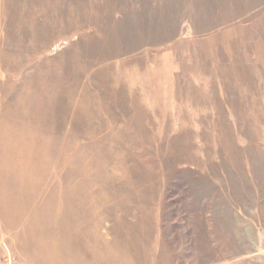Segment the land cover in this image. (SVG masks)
Instances as JSON below:
<instances>
[{
	"label": "bare ground",
	"instance_id": "bare-ground-1",
	"mask_svg": "<svg viewBox=\"0 0 264 264\" xmlns=\"http://www.w3.org/2000/svg\"><path fill=\"white\" fill-rule=\"evenodd\" d=\"M117 1L0 0V220L24 225L39 264H164L155 218L165 179L180 165L205 164L185 147V128L174 139L155 133L158 117L115 80L117 65H140L133 58L141 49L121 45ZM236 3V15H246ZM72 33L63 53L47 54L56 37ZM243 60L247 52L219 55L226 99L212 100L242 131L260 122ZM188 100L199 106L193 93ZM229 141L237 165L241 154H261L254 141L243 152Z\"/></svg>",
	"mask_w": 264,
	"mask_h": 264
},
{
	"label": "rangeland",
	"instance_id": "rangeland-1",
	"mask_svg": "<svg viewBox=\"0 0 264 264\" xmlns=\"http://www.w3.org/2000/svg\"><path fill=\"white\" fill-rule=\"evenodd\" d=\"M117 2L122 9L115 15L121 24V45L141 49L133 58L140 65L127 72L117 65L115 80L133 88L141 108L150 117H158L155 133L164 131L174 139L185 128V147L191 145L190 154L205 163L201 168L180 165L165 179L155 218L157 250L164 264H264V0ZM236 2L246 8V15H236ZM75 39L74 33L56 37L47 54L63 53ZM246 52L243 79L252 87L249 100L258 104L260 122L242 131L231 110L221 104L222 118L212 100L222 103L226 99L217 68L219 55ZM156 54L154 64L150 60ZM177 76L182 77L180 85ZM192 93L199 98V106L189 103ZM229 139L241 152L249 140L254 141L262 156L241 154L237 165ZM25 158L34 160L33 156ZM208 160L213 166L206 164ZM23 229L24 225L5 226L0 220V263L7 246L17 264H39L25 244Z\"/></svg>",
	"mask_w": 264,
	"mask_h": 264
},
{
	"label": "built area",
	"instance_id": "built-area-1",
	"mask_svg": "<svg viewBox=\"0 0 264 264\" xmlns=\"http://www.w3.org/2000/svg\"><path fill=\"white\" fill-rule=\"evenodd\" d=\"M4 249H5L4 258L0 264H17L10 249L7 246H5Z\"/></svg>",
	"mask_w": 264,
	"mask_h": 264
}]
</instances>
